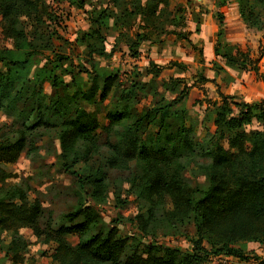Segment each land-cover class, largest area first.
Returning <instances> with one entry per match:
<instances>
[{
	"label": "trees",
	"instance_id": "1",
	"mask_svg": "<svg viewBox=\"0 0 264 264\" xmlns=\"http://www.w3.org/2000/svg\"><path fill=\"white\" fill-rule=\"evenodd\" d=\"M171 1L113 0L120 18L139 23L135 39L124 43L133 58L139 57L141 44L167 33V25H183L179 14L170 12ZM70 4L85 10L83 0ZM225 5L223 0L221 6ZM238 6L244 24L264 33V0H238ZM49 8L46 0H0V36L8 42L0 45V112L11 120L0 127V251L8 261L25 262L29 243L22 231L28 230L41 240L46 248L41 257L51 264H209L215 257L264 264V256L250 258L243 249L255 243L264 250V101L249 104L220 94V101L211 106V119H206L214 130L199 137L183 106L191 87L181 88L182 80L162 83L164 93L174 96L171 100L155 88L147 90L141 74L121 89L119 75L100 67L97 58L111 56L103 35L113 16L108 9L85 12L93 26L83 39L93 42L87 54L91 70L82 67L79 74L65 70L71 77L66 85L57 74L63 72L57 61L52 67L36 68L45 52L55 51L58 32L52 26L58 19ZM23 19L31 22L33 33L23 27ZM218 27L216 58L230 70L258 74L259 61L249 51L224 43L220 12ZM172 66L180 72L187 69L184 64ZM215 66L226 72L220 64ZM151 67L149 73L156 79L162 68ZM200 82L209 80L201 76ZM47 84L58 94L48 95ZM150 93L156 102L138 113L137 105ZM254 122L260 129L247 131ZM103 135L109 149L105 167L130 173L126 182L139 208L131 237L116 226L107 228L98 210L108 198L109 178L103 167L90 165L100 154ZM45 138L57 140L60 167L77 179L75 210L57 217L32 196L35 191L28 180L6 185L16 177L6 168L23 156L33 158ZM226 140L228 148L223 145ZM133 165L138 173L132 171ZM187 174L205 177L208 187H190ZM189 224L196 232L190 240L192 251L174 247L157 251L159 233L180 235ZM143 240L150 244L140 253ZM130 248L134 250L127 255Z\"/></svg>",
	"mask_w": 264,
	"mask_h": 264
},
{
	"label": "rangeland",
	"instance_id": "2",
	"mask_svg": "<svg viewBox=\"0 0 264 264\" xmlns=\"http://www.w3.org/2000/svg\"><path fill=\"white\" fill-rule=\"evenodd\" d=\"M83 1L86 4L84 11L75 5H71L70 0H46L50 11L58 19L56 25L52 26L58 33L53 41L54 53L45 52L46 58L49 59L39 58V64L36 68L44 65L52 67L53 64L60 63L63 72L58 70L57 74L65 79L66 85L71 83V77L65 76V70L71 68L74 74H79L82 67L91 70L87 61V54L88 45L93 44V42L83 39L86 38V34L93 26L87 21L85 12L94 9H108L113 16L110 21V28L103 31V35L106 38V50L111 56L97 58L100 67L119 75L118 84L121 89L127 87L128 82L141 74L140 80L146 85L147 90L155 88L159 94H164L171 100L174 99V96L167 92H165L167 94L164 93L162 83H169L173 79L182 80L184 83L181 88L185 85L191 87L183 106L188 112V119L196 126L199 137L204 136L209 129L214 130L212 121H206V119H211V115H209L212 110L211 106L214 102L220 101V94L235 96L239 101L246 103L264 101V72L262 73L260 68V63L264 60V33L250 29L244 24L240 17L238 0H225V7L221 6L223 0H172L169 10L172 15L179 14L183 25L178 28L167 25V33H161L153 42L141 44L138 50V58H133V53H130L125 46L135 39V34L138 32V21L133 22L127 21L124 17L120 18V13L113 7V0ZM219 12L223 14L226 25L224 43L239 45L243 50L249 51L252 58L259 61L258 74L255 72L236 74L232 70L218 72L215 63L220 61L218 59L216 61L214 46L219 29ZM122 21L125 23H121ZM228 22H230L229 28ZM31 26L30 21L23 19V27L28 33H33ZM172 32L181 33L183 36L178 37ZM0 45L8 46V42L3 40L2 36H0ZM51 61L52 64H49ZM174 63L184 64L187 68L186 71L180 72L178 68L172 66ZM151 64L162 68L160 76L156 79L149 73L152 68ZM0 69H3L1 65ZM201 76L209 82L201 83ZM81 77L83 83L87 84V75L83 74ZM45 92L50 96L58 94V91L48 84L45 87ZM151 94L142 97L136 107L138 113L147 110L156 102ZM246 98L248 101L245 100ZM85 108L87 111H95L92 106H85ZM101 117L103 122L104 117ZM10 123L11 120L0 112V127ZM258 129L260 127L256 122L246 128L247 131ZM105 140L106 136L103 135V146L100 149V154L90 165L95 169L99 166L103 167L109 178L108 198L102 205L98 206V210L107 228L116 226L123 232L124 236L131 237L134 236L137 228L135 217L139 213V208L135 203L134 196L130 194L129 185L126 182L130 173H119L105 167L109 156V149L104 145ZM227 141L223 143L225 148H228ZM41 144L43 147L33 158L23 156L15 166L6 168L8 172L16 176L8 180L6 185L10 186L28 180L27 182L35 191V195L32 196H38L44 207L49 212L53 211L57 217L75 210L78 201L75 195L77 179L67 174L60 167L58 162L60 148L55 138H45ZM132 171L138 173L134 165ZM185 180L192 188L208 187L205 177H192V175L187 174ZM115 221H119V224L113 225ZM181 231L180 235L171 233L166 237L161 235L163 232L159 233L160 237L155 242L157 251H163L168 247L178 248L183 252L192 251L193 246L190 240L195 238L196 233L193 224L185 226ZM22 234L29 243L23 264H51L47 258L41 257V254L46 250L41 240L35 238L28 230H23ZM148 244H150L149 240H143L139 252H145ZM243 249L250 258L264 256L263 247L258 244L249 243ZM133 250L130 248L127 255H131ZM0 264H11L1 251ZM228 264L257 263L256 261L245 263L229 257Z\"/></svg>",
	"mask_w": 264,
	"mask_h": 264
},
{
	"label": "crops",
	"instance_id": "3",
	"mask_svg": "<svg viewBox=\"0 0 264 264\" xmlns=\"http://www.w3.org/2000/svg\"><path fill=\"white\" fill-rule=\"evenodd\" d=\"M225 7V6H224ZM223 7V8H224ZM222 8V9H223ZM225 22V21H224ZM229 24H228V28L230 27V22H228ZM226 26V25H225ZM218 31V30H217ZM217 35V34H216ZM216 42H217V37H216ZM216 42H215V45H216ZM214 48H215V46H214ZM214 56H215V53H214ZM215 58H216V56H215ZM217 59L218 58H216V61H217ZM219 61H220V59H218ZM217 63H220V65L222 66V67H224V65H223V63L220 61V62H217ZM225 68V70H226V72H228L230 69H228V68H226V67H224ZM260 68H261V72L263 73L264 72V60H262L261 61V63H260ZM232 72H234V73H236V74H240V73H246V72H237V71H233L232 70ZM229 74V73H228ZM233 97H235V96H233ZM246 101H248V98H246L245 99ZM250 102V101H249ZM246 103V102H245ZM248 103V102H247ZM249 104H251V103H249Z\"/></svg>",
	"mask_w": 264,
	"mask_h": 264
},
{
	"label": "built area",
	"instance_id": "4",
	"mask_svg": "<svg viewBox=\"0 0 264 264\" xmlns=\"http://www.w3.org/2000/svg\"><path fill=\"white\" fill-rule=\"evenodd\" d=\"M229 258L215 257L210 260V264H228Z\"/></svg>",
	"mask_w": 264,
	"mask_h": 264
}]
</instances>
